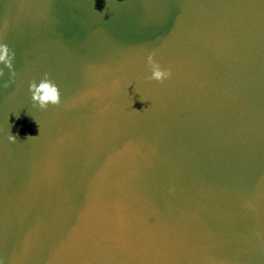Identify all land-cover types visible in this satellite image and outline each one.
I'll return each mask as SVG.
<instances>
[{
    "label": "water",
    "instance_id": "obj_1",
    "mask_svg": "<svg viewBox=\"0 0 264 264\" xmlns=\"http://www.w3.org/2000/svg\"><path fill=\"white\" fill-rule=\"evenodd\" d=\"M0 43V264H264V0H0Z\"/></svg>",
    "mask_w": 264,
    "mask_h": 264
},
{
    "label": "clouds",
    "instance_id": "obj_2",
    "mask_svg": "<svg viewBox=\"0 0 264 264\" xmlns=\"http://www.w3.org/2000/svg\"><path fill=\"white\" fill-rule=\"evenodd\" d=\"M14 59L15 53L11 52L6 44L0 43V78L4 75V69L8 70L10 78L15 76V72L13 71ZM146 64L150 72V75L147 77L149 81L160 83L167 80L171 75L168 69L162 68L160 64L154 61L152 54L147 55ZM28 93L30 94L31 104L40 110H45L50 106L55 107L60 103L59 89L47 75H44L38 82H30ZM16 140V136L8 135V142L10 144L15 143Z\"/></svg>",
    "mask_w": 264,
    "mask_h": 264
}]
</instances>
